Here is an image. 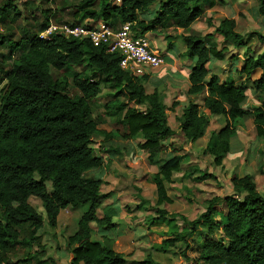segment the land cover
Masks as SVG:
<instances>
[{
	"label": "trees",
	"instance_id": "obj_1",
	"mask_svg": "<svg viewBox=\"0 0 264 264\" xmlns=\"http://www.w3.org/2000/svg\"><path fill=\"white\" fill-rule=\"evenodd\" d=\"M203 2L208 9L226 6V0H80L77 13H81V19L70 25H81L89 19L85 27L104 21L117 29L120 24L131 23L138 37L170 22L176 29L186 30L202 17ZM260 3L259 14L264 16V0ZM155 5V17L149 22L142 20L140 14ZM9 9L17 11L8 3L0 13L5 15ZM239 16L244 18L241 13ZM50 24L47 19L40 33ZM216 33L233 40L236 48L248 45L235 19H223ZM180 36L186 45L185 56L194 61L187 91L192 100L176 114L172 126L159 91L146 94L145 83L150 75L136 76L123 70L120 55L110 53L106 47L61 34L49 40L40 38V34L25 35L19 41L0 35V47L7 45L9 58L15 60L0 90V264H6L10 247L21 243L22 226H29L36 235L46 220L56 228L63 210L83 205H89V209L80 219L77 232L69 238L71 264H129L128 258L135 252L133 235H119L111 246L93 239L94 225L102 230L114 228L109 218L98 217L103 199L107 198L102 186L109 165L93 145L96 137L110 141L119 132L105 120H93L91 105L108 83L119 86L116 97L126 98L128 103L117 99L103 106L108 111H125L126 132L122 137L127 142H138L148 163L159 169L151 178L159 207L171 203L167 183H173L174 174L184 173L191 180L192 173L200 171V176L191 180L193 183L216 178L196 166L184 168L185 148L169 143L176 131L185 136L191 149L209 155L217 166L230 154L231 140L246 127L248 116L252 117L257 136L264 139V54L231 57L243 81L239 85L222 82L218 75L209 77L208 63L210 57L225 61L226 50L209 46L194 35ZM255 36L264 44V34ZM67 67L83 68L72 81L79 95H71L69 79H56L53 74V69L61 72ZM250 88L255 91L256 103L247 110L243 103ZM206 91L202 108L193 98ZM129 103L141 108L130 107ZM212 117L224 119L214 145L196 148ZM103 152L113 161L124 149L104 147ZM92 170L99 171L97 179L85 177ZM231 181L236 194L225 197L224 206L217 204L220 198L210 200L195 220L187 221L159 208L158 218L150 224L167 225L170 230L162 244L152 250L165 259L183 258L193 264H264V192L258 191L252 175H234ZM32 198L42 201L46 220L30 203ZM220 214L225 215V220L217 219ZM180 219L185 221L183 226L178 224ZM135 264L160 263L148 256Z\"/></svg>",
	"mask_w": 264,
	"mask_h": 264
},
{
	"label": "rangeland",
	"instance_id": "obj_2",
	"mask_svg": "<svg viewBox=\"0 0 264 264\" xmlns=\"http://www.w3.org/2000/svg\"><path fill=\"white\" fill-rule=\"evenodd\" d=\"M8 3H12L17 11L9 9L5 15L0 13V35L15 41L25 37L40 34V26L49 19V23L61 27L70 25L81 19V13H77L80 0H0V9ZM260 0H226V6L207 8V3H202L203 15L189 29L177 30L170 22L156 31L148 33L152 48L160 50L168 55L163 68L149 69L138 67L131 71L133 75H150L145 83L146 94L151 95L157 89L163 102L168 108L169 122L173 126L176 114L184 108L191 98L187 95V72L194 66V61L182 54L185 46L180 35H194L214 48L226 50V60L217 61L210 57L208 63L209 77L218 75L222 82L234 81L238 85L243 79L236 73V64L231 57L245 58L247 55L264 54V44H261L256 33L264 34V16L259 14ZM158 9V5H155ZM243 14L240 17L239 14ZM235 19L239 22V30L247 39L248 45L244 48H236L233 40H225L216 33L220 22L225 19ZM89 21L86 19L84 24ZM84 24H81L84 26ZM118 26L117 29H119ZM116 29V30H117ZM14 59L9 58L8 46L0 47V90L6 84V76L11 70ZM83 72L82 67H67L64 71L53 69L56 79L66 77L71 85L69 91L72 96L79 95V91L73 85V79ZM86 76V75H85ZM121 90L119 86L108 83L101 95L91 102L93 120H105L109 127L118 130L119 135L110 141L103 137H96L93 147L97 155L102 156L109 165V171L105 173V182L102 193L103 199L98 217L109 218L114 225L112 229L102 230L94 225L93 239L105 245H112L119 235H133L135 252L128 258L129 264L145 260L148 256L155 258L160 264H193L186 263L183 258L168 260L162 254L152 250L169 235L167 225L150 224L154 218H158V209H164L169 215L179 214L187 221L198 218L214 198H220L218 205L224 206V198L236 194L232 177L234 175H252L259 192H264V139L257 136L251 116L246 118V127L231 140V152L224 159L221 166L213 162V158L189 147L185 136L176 131L169 143H177L185 148L184 168L196 166L208 171L216 178L203 183L191 182L200 176V171L192 173L193 179L184 177V173L174 174L173 183H167L168 196L171 203L159 207L157 205V190L151 183V178L159 169L147 161L137 144L127 142L122 135L126 132L124 123L125 111L118 108L107 110L103 105L112 101L128 103L126 98L116 97ZM208 91L193 98L203 108L204 99ZM255 91L249 89L247 99L243 103L244 109L249 110L255 105ZM177 105V106H176ZM130 107L141 108L139 105L129 103ZM224 125V119L212 117L206 135L196 142L195 147L201 150L214 145L217 131ZM107 148L124 149L118 160L110 161L108 155L103 152ZM98 170L86 173L87 179H97ZM49 191L52 185L48 183ZM30 203L44 216L43 203L37 198H32ZM89 209V205L69 207L63 210L58 218V225L52 228L47 220L44 227L36 235L32 234L29 226H22L19 241L24 244L12 245L6 253V264H71L73 256L69 248V238L78 230L79 221ZM225 215H217V219L225 220ZM179 226L185 221L180 219ZM221 238V234L218 233ZM223 238V237H222ZM191 258L195 254L189 253Z\"/></svg>",
	"mask_w": 264,
	"mask_h": 264
},
{
	"label": "built area",
	"instance_id": "obj_3",
	"mask_svg": "<svg viewBox=\"0 0 264 264\" xmlns=\"http://www.w3.org/2000/svg\"><path fill=\"white\" fill-rule=\"evenodd\" d=\"M54 34H61L76 39H88L95 46H104L110 53L120 55V67L125 71H134L138 67L156 69L165 64L164 55L152 48L148 37H138L133 30V24L125 23L119 29H114L108 22L99 21L88 28L83 25L53 24L41 33L40 38L51 39Z\"/></svg>",
	"mask_w": 264,
	"mask_h": 264
},
{
	"label": "crops",
	"instance_id": "obj_4",
	"mask_svg": "<svg viewBox=\"0 0 264 264\" xmlns=\"http://www.w3.org/2000/svg\"><path fill=\"white\" fill-rule=\"evenodd\" d=\"M157 7L156 6H152L151 8H150V10L148 11V12H146V13H141L140 14V18L142 19V20H144L145 22H149L150 21V19L151 18H154L155 17V15H156V12H157ZM118 26H121V24L120 25H118ZM120 28V27H119ZM177 30H179V29H177ZM146 36L148 37V34H146ZM155 49V48H154ZM156 50H158V49H156ZM160 51V50H159ZM185 51H186V45L182 48V54L184 55V53H185ZM161 52V51H160ZM162 53V52H161ZM163 55H164V57H165V62H167V58H168V55H165L164 53H162ZM190 61H192V60H190ZM161 68V67H160ZM162 68H163V66H162ZM192 69V68H191ZM191 69H189L190 71H191ZM190 71H188L187 72V81H188V87L190 86V83H189V74H190ZM150 79V78H149ZM188 91V90H187Z\"/></svg>",
	"mask_w": 264,
	"mask_h": 264
}]
</instances>
